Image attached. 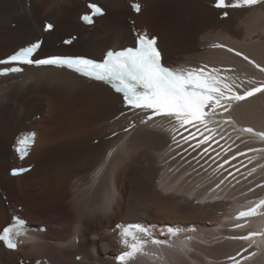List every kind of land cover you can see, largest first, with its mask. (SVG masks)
Returning <instances> with one entry per match:
<instances>
[{
    "label": "bare ground",
    "instance_id": "1",
    "mask_svg": "<svg viewBox=\"0 0 264 264\" xmlns=\"http://www.w3.org/2000/svg\"><path fill=\"white\" fill-rule=\"evenodd\" d=\"M92 2L106 12L93 25L83 26L78 16ZM133 2L0 0V58L42 39L40 56L80 54L101 59L108 49L133 46L137 33L146 32L157 37L168 65L181 60L209 63L229 69L240 87L249 81L264 82L250 65L253 61L264 67V0L225 9L216 8L215 0H137L138 12L131 10ZM47 21L54 23L51 31L44 30ZM73 34L76 39L63 45L62 40ZM263 96L256 93L237 104L232 101L240 120L237 129L227 121L211 120L210 137L234 143L187 160L200 182L213 172L205 171L209 166L234 157L233 163L245 159L239 163L242 171L253 175L252 182L263 184L264 150L233 154V147L250 135L242 131L244 124L264 129ZM145 119V111H130L123 97L105 85L63 68L27 66L22 73L0 77V229L12 214L22 212L31 225L47 227L44 233H33L28 247L7 251L0 246V264H34L41 258L52 264H233L215 262L228 256L238 264H264V206L257 207L259 201L247 206L227 201L220 220L222 204H210L209 199L225 191L229 197L243 191L232 193L236 188L224 182L226 187L206 194L204 205L195 203L202 197L192 194L196 181L188 175L176 178V168L165 171L160 182L167 184L161 189L174 191L162 193L156 185L159 171L163 163L169 161V168L174 160L162 155L168 143L165 135L149 128ZM29 129L35 130L33 145L20 162L12 152L14 138ZM23 164L32 168L17 177L8 175L10 168ZM250 207H255L254 215L236 218ZM259 220L256 232H250ZM130 222H143L163 241L158 243L155 262L140 252L125 263L116 261L128 250L116 226ZM168 226L179 229L183 240L171 241L164 233ZM193 228L197 237L190 232ZM245 236L248 239L240 238ZM141 238L145 245L149 236ZM190 250L194 253L187 257ZM77 255L80 261L75 260Z\"/></svg>",
    "mask_w": 264,
    "mask_h": 264
},
{
    "label": "snow or ice",
    "instance_id": "2",
    "mask_svg": "<svg viewBox=\"0 0 264 264\" xmlns=\"http://www.w3.org/2000/svg\"><path fill=\"white\" fill-rule=\"evenodd\" d=\"M258 0H215V7L225 9L228 7L241 8L253 6ZM133 10L139 11L140 4L134 0L130 5ZM91 13L83 14L80 19L86 23H93V17L104 14V10L95 3L88 5ZM227 12L224 15L227 16ZM44 30L53 29L51 23H46ZM75 37L64 41L65 44L72 43ZM42 40L37 39L15 50L12 54L0 59V76L9 73L20 72V65H54L67 67L84 76L98 81H105L112 85L117 93L122 94L123 102L133 109L145 111L148 119L154 116L174 119L177 125L183 127L188 124H198L205 131H211L207 124L211 122V116L215 115L216 109L227 112L232 101L244 100L256 93H264V82L255 86L246 87L243 94L238 89L240 86L231 77L221 74L219 68L174 69L169 68L162 62V51L158 46V39L148 33H137L135 44L132 47L121 50H108L102 61L86 58L85 56L70 55H47L40 58L39 50L42 47ZM239 54V53H238ZM245 60L249 58L244 57ZM254 63L253 61H250ZM264 72V67L256 65ZM252 82L249 81V85ZM244 132H253L251 128L242 129ZM264 139V132L255 133ZM35 133H22L17 137L15 151L23 159L29 145L33 142ZM209 136H205L207 140ZM27 169L14 168L12 174L17 175ZM264 206V200L259 201L257 207ZM255 207L246 211H239L236 218L246 217L255 214ZM120 230L121 243L128 248L120 254L117 259L126 261L142 252L145 241L142 236H150V231L141 224L117 225ZM236 227H240L239 224ZM168 232L174 234L179 229L168 227ZM26 231L25 221L17 216L12 217V223L0 230V241L8 248L17 247L16 237ZM264 234V233H262ZM256 233H249V236ZM248 239V236L240 237ZM153 243L163 241L153 240ZM233 264H238L233 257H229Z\"/></svg>",
    "mask_w": 264,
    "mask_h": 264
},
{
    "label": "rangeland",
    "instance_id": "3",
    "mask_svg": "<svg viewBox=\"0 0 264 264\" xmlns=\"http://www.w3.org/2000/svg\"><path fill=\"white\" fill-rule=\"evenodd\" d=\"M224 210H225V209L221 206V207H220V212H219V214L221 215V216H220V217H221L220 220H223V219H224V216H223ZM19 214H20V215H23V216L26 215V213H24V212L19 213ZM75 242H76V239H75ZM75 260H76V261H80V260H78V256H75Z\"/></svg>",
    "mask_w": 264,
    "mask_h": 264
}]
</instances>
